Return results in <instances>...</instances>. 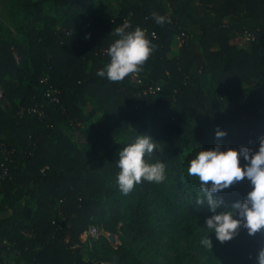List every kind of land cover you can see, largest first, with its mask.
Masks as SVG:
<instances>
[{
	"label": "trees",
	"instance_id": "trees-1",
	"mask_svg": "<svg viewBox=\"0 0 264 264\" xmlns=\"http://www.w3.org/2000/svg\"><path fill=\"white\" fill-rule=\"evenodd\" d=\"M6 12L0 264H12L13 255V264H145L150 252L141 243L175 234L187 242L184 264H255L264 244L259 233L241 230L223 244L207 233L213 248L200 245L207 234L199 226L210 212L196 203L198 181L189 183L184 168L217 143L256 147L264 137V0H6ZM153 12L170 22L156 24ZM125 21L143 28L156 47L139 72L114 82L96 73ZM242 33L255 37L249 50L234 44ZM178 37L183 43L175 54ZM84 100L93 102L89 114ZM99 110L97 123H89ZM132 127L157 142L145 159L164 162L167 178L142 180L127 201L114 198L106 210L105 198L123 193L116 137ZM217 130L227 135L218 140ZM247 190L240 182L218 195L232 201ZM122 223L137 241L114 247L104 232ZM90 226L102 230L95 243L103 244L86 257Z\"/></svg>",
	"mask_w": 264,
	"mask_h": 264
},
{
	"label": "clouds",
	"instance_id": "clouds-1",
	"mask_svg": "<svg viewBox=\"0 0 264 264\" xmlns=\"http://www.w3.org/2000/svg\"><path fill=\"white\" fill-rule=\"evenodd\" d=\"M151 15L158 25L170 22L168 17L157 12ZM114 35L116 38L106 49L108 62L96 74L115 82L139 72L156 46L143 28H130V21L116 27ZM226 135L223 130L215 132L218 140ZM154 150H157V142L145 134L137 135L118 152L116 182L123 193L130 192L142 180L161 183L167 178L164 162L150 163L145 159ZM187 173L199 184L200 195L196 197V203H206L210 212L204 218L203 229L213 234L217 242H229L241 230L249 236L264 235V137L259 139L256 147L241 145L233 148L217 143L211 149H202L188 162ZM240 182H246L248 186L241 198L226 201L218 195ZM209 234L200 240L205 249L213 248V236ZM255 264H264V244L256 251Z\"/></svg>",
	"mask_w": 264,
	"mask_h": 264
},
{
	"label": "rangeland",
	"instance_id": "rangeland-1",
	"mask_svg": "<svg viewBox=\"0 0 264 264\" xmlns=\"http://www.w3.org/2000/svg\"><path fill=\"white\" fill-rule=\"evenodd\" d=\"M0 16L5 19L8 23H10L8 14L6 12V0H0ZM41 26V25H40ZM194 30H199V27H195ZM187 39V38H186ZM255 40V37L249 33H242L237 36V38L234 40V44L239 48V49H246L249 50L251 43H253ZM183 43L182 37L176 38L174 44H173V52L176 54L178 53V50ZM205 81L208 83L209 80L205 78ZM264 84V80H263ZM210 88L208 87V90ZM207 90V91H208ZM0 101L5 103L4 97L1 96ZM83 108L84 110H87L86 114H89V111L93 108V102L90 100H84L83 101ZM102 112L99 110V113H96V115L92 118H90L89 123H97L98 119L101 117ZM88 123V124H89ZM85 127V126H84ZM88 127V125H87ZM119 135L116 137V143L121 146L119 149L122 150L125 144L132 142L135 140L137 135H140L137 132V129L135 127L130 128L127 131H119ZM77 140V138H76ZM185 172V179L189 182L192 183L194 180H196L195 177L189 176L187 173V167L184 168ZM121 198L124 201H127V194H123L120 191L117 192V194L112 195L111 197L105 198L108 202V205L105 206V209L108 210L111 205H112V199L114 198ZM131 202H135V198H130ZM204 227V221H201V224L199 226V230H201L203 233H208L207 230L203 229ZM101 237L103 235L102 230H100ZM104 235L107 236V239L109 242L114 246L117 247L119 245H122L123 243H127L128 245L135 244L137 241V238L133 233L129 230V228L126 226L125 223H122L121 225L118 226V228L113 232V233H105ZM98 237V238H99ZM183 237H180L179 235H169L165 238L164 241L161 243L157 242L154 244V242L151 241H143L141 243L142 246L146 247L149 249V254L145 255L142 257L143 261L145 264H184L186 261L185 257V249H187V242ZM88 239L89 241V246L85 249L84 254L86 257H88L92 252L94 251H99L101 248V244H103V241L100 242V244L95 243L97 239ZM83 241H87L84 236H83ZM195 255L196 252H194ZM104 255V254H103ZM190 255V254H187ZM17 256L13 255L9 261L13 264L16 262ZM117 264V263H113Z\"/></svg>",
	"mask_w": 264,
	"mask_h": 264
},
{
	"label": "built area",
	"instance_id": "built-area-1",
	"mask_svg": "<svg viewBox=\"0 0 264 264\" xmlns=\"http://www.w3.org/2000/svg\"><path fill=\"white\" fill-rule=\"evenodd\" d=\"M134 82L135 83H140V79H138L137 75H135V78H134ZM160 89L157 88V89H154V88H151L148 92L149 93H155L156 91H159ZM50 95V94H49ZM2 96V93L0 92V98ZM101 235V232L100 230L97 228V227H94V226H90L88 228V230L83 234L84 238L86 240L88 239H96L98 238L99 236ZM102 264H113V263H110V262H103Z\"/></svg>",
	"mask_w": 264,
	"mask_h": 264
},
{
	"label": "water",
	"instance_id": "water-1",
	"mask_svg": "<svg viewBox=\"0 0 264 264\" xmlns=\"http://www.w3.org/2000/svg\"><path fill=\"white\" fill-rule=\"evenodd\" d=\"M0 92L2 93V97H3L4 95H3V91H2V89H1V88H0Z\"/></svg>",
	"mask_w": 264,
	"mask_h": 264
}]
</instances>
